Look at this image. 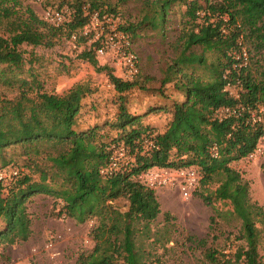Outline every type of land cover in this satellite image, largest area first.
<instances>
[{
    "label": "trees",
    "instance_id": "obj_1",
    "mask_svg": "<svg viewBox=\"0 0 264 264\" xmlns=\"http://www.w3.org/2000/svg\"><path fill=\"white\" fill-rule=\"evenodd\" d=\"M127 1L60 0L70 15L56 27L28 7L22 11L18 0H0V21L11 29L8 37L0 36V88L17 91L11 98L0 92V171H18L8 184L0 181V247L29 240L27 203L33 196L45 195L62 204L59 217L76 224L96 223L91 231L94 249L76 264H115L120 251L132 253L133 243L129 228L119 239L118 213L112 202L125 199L129 204L125 216L149 224L160 213L159 203L155 192L137 177L154 167H193L200 175L199 186L218 183L202 200L228 202L227 213L240 222L238 239L253 250L261 232L257 224L264 227V209L251 203L248 183L230 165L247 157L262 136V128L250 118L264 104V83L253 79L250 55L264 51V0H202V5L200 0H132L139 3L137 16L119 26L131 40L139 31L165 37L175 6H184L183 16L188 18L179 22L178 36L171 44L173 57L162 72L160 88L172 84L179 96L158 108L168 115L162 133L144 125V115L127 110L128 92L144 90V85L99 67L93 49L83 51L80 58L104 72L116 93L117 112L111 121L79 128L83 100L93 92L88 84L75 83L64 93L54 94L39 91L21 78L19 46L51 48L60 36L76 34L94 12L117 17L120 4ZM228 83L237 85V98L224 91ZM220 108L232 113L214 117ZM145 140L154 148L146 146ZM112 145L124 146L130 161L125 168L101 173L109 167ZM213 146L216 158L210 153ZM9 150L19 151L23 167L7 158ZM31 168L40 172L38 183H32L28 175ZM262 175L264 182V165ZM254 256L250 255L253 262ZM210 257L215 261L213 254ZM126 264L135 263L131 259Z\"/></svg>",
    "mask_w": 264,
    "mask_h": 264
},
{
    "label": "rangeland",
    "instance_id": "obj_2",
    "mask_svg": "<svg viewBox=\"0 0 264 264\" xmlns=\"http://www.w3.org/2000/svg\"><path fill=\"white\" fill-rule=\"evenodd\" d=\"M18 1L22 11L28 7L43 21L46 11H61L64 19H69V9L60 4V0ZM109 2L113 4L116 0ZM199 5H202V0ZM138 9L139 3L132 0L120 4L115 17L116 26L123 25L128 19L134 20ZM184 12V6L172 9L165 37L151 31H139V36L132 39L139 59V74L133 80L144 85L145 89L134 88L128 92L127 110L131 114L144 115L143 124L153 126L156 132L163 130L168 118L166 112L159 113L161 110L158 111V108L179 98L172 84L160 88V81L165 66L173 57L171 44L178 36L179 22L188 21L183 16ZM10 30L6 21H0L1 37H8ZM76 36L73 40L62 35L51 48L23 44L18 51L23 58L21 78L30 81L39 91L62 94L75 83L89 85L93 92L83 100L78 119L79 128L84 129L115 119L116 93L104 72H98L80 58L83 51L93 49L89 38L82 36L80 30L76 31ZM250 57L253 79L264 83V51L252 52ZM95 59L99 67L106 66L115 77L121 78L116 62ZM0 92L10 98L17 93L16 89L5 88H0ZM7 158L12 160V164L23 167V158L18 150H9ZM263 165L264 157H260L254 160L244 158L230 167L248 183L251 203L264 209ZM28 175L32 183L40 181L38 169L31 168ZM217 186L218 183L208 187L198 185L187 201H183L174 190L154 191L160 213L149 224L140 219L129 220L125 216L129 210L125 199L112 202L118 213L115 215V228L120 231L119 239L123 240L125 229L129 228L133 243L132 253L120 251L115 264H126L131 259L135 264H264V227L257 224L261 232L257 246L251 250L243 240L238 239L240 222L227 213L231 210L230 204L217 200L206 204L202 200L201 196L212 193ZM61 206L58 200L45 195L30 198L27 203L31 217L30 239L25 243L0 247V264H76L81 255L90 254L95 244L91 235L95 221L76 224L59 217ZM165 214L168 215L166 219ZM49 243L52 246L46 248ZM252 253L255 255L254 262L250 257ZM211 254L215 261L211 259Z\"/></svg>",
    "mask_w": 264,
    "mask_h": 264
},
{
    "label": "built area",
    "instance_id": "obj_3",
    "mask_svg": "<svg viewBox=\"0 0 264 264\" xmlns=\"http://www.w3.org/2000/svg\"><path fill=\"white\" fill-rule=\"evenodd\" d=\"M44 20L56 27L65 22L61 11H46L44 13ZM115 20H117L115 16L108 14L99 16L97 12H94L91 14L89 22L79 30L82 36L89 38L90 46H93L96 57L106 59L108 62L114 64L116 62L122 73L121 79L132 81L139 74V59L134 50L131 37L119 30ZM76 37V34H72L70 38L75 40ZM242 58L244 64H246L247 54L244 50H242ZM236 84L238 85L239 82ZM237 85L228 83L224 91L229 96L237 98ZM231 113L232 111L228 108H220L215 112L214 117L221 118ZM250 119L252 123L262 128V136L259 138L254 150L245 157L247 160H254L264 157V104L258 106L256 111L251 112ZM144 144L150 148H154V145L147 140L144 141ZM110 151L109 167L101 173L106 174L112 170L117 171L120 168L128 166L130 157L124 146L112 145ZM210 153L214 158L218 156L216 146L210 149ZM17 174V169L2 170L0 171V181L8 184ZM137 179L146 188L153 191L164 189L174 190L183 201H187L192 197L198 187L200 175L197 169L193 167L181 169L154 167L142 172ZM62 218L65 217L62 216ZM51 246V243H49L46 245V248H50Z\"/></svg>",
    "mask_w": 264,
    "mask_h": 264
},
{
    "label": "crops",
    "instance_id": "obj_4",
    "mask_svg": "<svg viewBox=\"0 0 264 264\" xmlns=\"http://www.w3.org/2000/svg\"><path fill=\"white\" fill-rule=\"evenodd\" d=\"M152 127H153V126H152ZM164 130H165V126H164L163 130H157V132L162 133ZM29 239H30V238H29ZM24 243H25V242H24Z\"/></svg>",
    "mask_w": 264,
    "mask_h": 264
}]
</instances>
